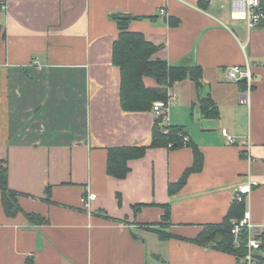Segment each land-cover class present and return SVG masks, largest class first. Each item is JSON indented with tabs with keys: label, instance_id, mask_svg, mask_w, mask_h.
<instances>
[{
	"label": "crops",
	"instance_id": "0c3cea01",
	"mask_svg": "<svg viewBox=\"0 0 264 264\" xmlns=\"http://www.w3.org/2000/svg\"><path fill=\"white\" fill-rule=\"evenodd\" d=\"M117 14L135 18L129 30L158 48L153 59L201 66V96L219 110L217 119L202 113L191 80L171 90L167 124L185 127L204 158L173 195L192 147L150 148L123 180L107 173L108 150L150 146L156 121L121 107ZM0 28V171L21 209L8 215L0 191V264H239L192 240L222 223L252 182L246 211L255 224L264 218V28L234 20L230 0H0ZM246 63L250 107L238 101L246 83L229 76ZM159 229L172 237L161 240Z\"/></svg>",
	"mask_w": 264,
	"mask_h": 264
},
{
	"label": "trees",
	"instance_id": "16d2710c",
	"mask_svg": "<svg viewBox=\"0 0 264 264\" xmlns=\"http://www.w3.org/2000/svg\"><path fill=\"white\" fill-rule=\"evenodd\" d=\"M113 19L119 28V35L113 47V63L121 72V107L126 112H146L152 111L156 101H167L169 92L179 83L191 80L198 91L199 105L202 113L209 118H219V110L210 96L202 97L204 88V70L201 66L185 67L180 65H170L163 60L153 59L158 48L147 41L143 34L129 30V24L135 18L129 15L117 14ZM1 30V28H0ZM152 78L156 83V88L146 87L144 78ZM189 133L183 126H172L163 123V117H156L152 132L151 144L145 146L119 147L108 150L107 173L109 176L123 180L130 173L129 162L145 157L147 150L152 148H167L170 150L192 147L194 152V164L188 168L177 183L169 187L170 195L177 193L187 183L191 174L201 172L203 168V155L198 147L192 143ZM0 191L2 192V202L5 212L8 215H16L21 212L18 205L17 194L9 189L8 171H0ZM164 223L170 218V206H164ZM140 207L134 208L137 214ZM246 213V201H239L237 198L233 202L227 216L220 224L206 225L202 232L192 240L193 243L201 247H210L217 251L235 255L238 259L245 253V241L240 247L234 244L232 222L241 220ZM32 223H44L35 215H27ZM163 225V223L161 224ZM161 240H167L172 235L157 230ZM247 238V236H246ZM262 252H264V247ZM264 261V254H262ZM27 264H33L28 262Z\"/></svg>",
	"mask_w": 264,
	"mask_h": 264
},
{
	"label": "built area",
	"instance_id": "2783aa9c",
	"mask_svg": "<svg viewBox=\"0 0 264 264\" xmlns=\"http://www.w3.org/2000/svg\"><path fill=\"white\" fill-rule=\"evenodd\" d=\"M231 16L234 20L244 21L248 30L264 28V0H230ZM164 12V11H162ZM230 78L235 82L244 81L246 83V91L239 96V103L250 107L251 105V88L254 82V74L252 67L246 63L245 66H234L229 70ZM175 100L174 92H169L167 101H156L153 105L152 112L156 117H163V123L167 124V113L169 106ZM223 136L229 144L235 143V138L231 136L227 130H222ZM257 185L252 182L243 186L237 199L242 201L246 199L251 192L252 186ZM97 195L89 193L83 197L82 202L84 208L92 211V203L96 200ZM232 235L234 244L240 247L245 241V253L240 258L239 264H264L262 259V250L264 247V218L260 224L252 221L250 212L246 211L244 217L239 221L232 222ZM247 236V238H246Z\"/></svg>",
	"mask_w": 264,
	"mask_h": 264
}]
</instances>
